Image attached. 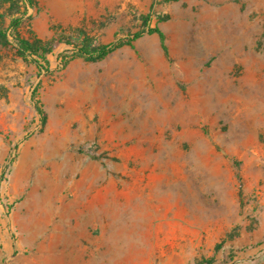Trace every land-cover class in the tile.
<instances>
[{
    "label": "rangeland",
    "instance_id": "rangeland-1",
    "mask_svg": "<svg viewBox=\"0 0 264 264\" xmlns=\"http://www.w3.org/2000/svg\"><path fill=\"white\" fill-rule=\"evenodd\" d=\"M71 12L0 0V264H264V0Z\"/></svg>",
    "mask_w": 264,
    "mask_h": 264
},
{
    "label": "trees",
    "instance_id": "trees-1",
    "mask_svg": "<svg viewBox=\"0 0 264 264\" xmlns=\"http://www.w3.org/2000/svg\"><path fill=\"white\" fill-rule=\"evenodd\" d=\"M25 3L28 5L31 4V0H24ZM13 15V13H11ZM145 23V22H144ZM12 26H17L19 24V18L12 19L11 21ZM147 34L157 33L159 37L162 39V35L157 28L147 29ZM143 32H139L133 35V39L139 38ZM78 38H80L83 33L82 31H78ZM18 53L21 57H29L31 58L32 62L37 65L38 67H42L40 62L44 64L47 63L46 55L52 52V44L50 42H42L40 40L35 41H28L24 39L14 38ZM128 44V42L124 43L121 41L109 44V45H93L91 41L83 35L80 38V41L76 45V56L79 58L84 59L88 62H98L104 59L107 55L115 51L116 49L120 48L121 46ZM35 98V93H32V99ZM36 113L41 116V110L35 104L34 106ZM13 162V160H9V165ZM5 171L1 172L0 181L4 177Z\"/></svg>",
    "mask_w": 264,
    "mask_h": 264
},
{
    "label": "crops",
    "instance_id": "crops-1",
    "mask_svg": "<svg viewBox=\"0 0 264 264\" xmlns=\"http://www.w3.org/2000/svg\"><path fill=\"white\" fill-rule=\"evenodd\" d=\"M105 4L106 0H69V6L72 11L70 16L71 24L77 26L83 21L93 20L100 13H104Z\"/></svg>",
    "mask_w": 264,
    "mask_h": 264
},
{
    "label": "bare ground",
    "instance_id": "bare-ground-1",
    "mask_svg": "<svg viewBox=\"0 0 264 264\" xmlns=\"http://www.w3.org/2000/svg\"><path fill=\"white\" fill-rule=\"evenodd\" d=\"M87 189H88L87 187L84 188L85 191H86ZM42 201L45 202L46 199H42Z\"/></svg>",
    "mask_w": 264,
    "mask_h": 264
}]
</instances>
